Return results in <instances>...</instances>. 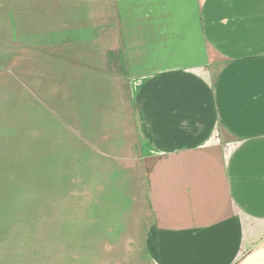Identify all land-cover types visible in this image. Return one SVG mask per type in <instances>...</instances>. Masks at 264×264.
Returning a JSON list of instances; mask_svg holds the SVG:
<instances>
[{"label":"crops","instance_id":"1","mask_svg":"<svg viewBox=\"0 0 264 264\" xmlns=\"http://www.w3.org/2000/svg\"><path fill=\"white\" fill-rule=\"evenodd\" d=\"M44 6L55 24L71 6L76 43L118 45L101 71L128 87L152 218L140 264H264V0Z\"/></svg>","mask_w":264,"mask_h":264},{"label":"rangeland","instance_id":"2","mask_svg":"<svg viewBox=\"0 0 264 264\" xmlns=\"http://www.w3.org/2000/svg\"><path fill=\"white\" fill-rule=\"evenodd\" d=\"M53 1L0 0V264H140L152 218L128 87L101 71L118 45L76 43Z\"/></svg>","mask_w":264,"mask_h":264}]
</instances>
